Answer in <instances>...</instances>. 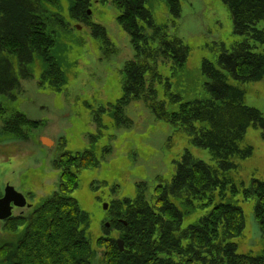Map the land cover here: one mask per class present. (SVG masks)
<instances>
[{
  "label": "rangeland",
  "instance_id": "1",
  "mask_svg": "<svg viewBox=\"0 0 264 264\" xmlns=\"http://www.w3.org/2000/svg\"><path fill=\"white\" fill-rule=\"evenodd\" d=\"M36 1L40 6L38 14L48 25L44 31L54 38L53 47L46 54L34 52L33 61L28 64L8 55L15 86L7 79V72L0 71V84L5 88L0 92V190L6 185L13 187L24 195L28 205L20 209L19 218L10 219L9 227L19 224L21 217L57 193L63 169L56 160L63 151L76 154L89 150L96 164L78 168L76 187L68 193L86 218L79 230L91 245L97 237L107 235L116 239L118 248L120 240L119 250H123L120 232L111 225L114 201L133 197L134 184L152 186L155 175L169 178L184 151L213 170L218 161L208 150L194 146L190 135L181 128L153 116L142 100L124 97L123 65L137 52L130 34L118 23L117 8L109 1L91 0L79 20L72 16L74 0ZM178 1L176 14L170 10L168 0H144L152 22L165 26L170 36L179 38L187 47L183 67H178L168 55L157 56L156 62H161L157 67L168 81L167 92L164 83L157 85V99L167 101L169 93L180 100L174 105L166 104L170 111L179 103L206 97L202 62H215L218 54L228 52L244 37L235 33L222 0ZM92 24L100 26L95 31L99 35L104 32L106 38L94 36ZM253 27L264 30V20L255 22ZM145 32L150 34L146 27ZM260 48L257 45V51ZM25 66L26 74L21 76ZM236 85L242 92V102L264 117V76ZM43 137L53 144H42ZM238 146L249 152L246 156L231 155L227 161L233 167L219 173L221 178L229 179L227 184L232 183L235 191L230 194L227 188L225 195L215 194L210 199L241 207L244 225L233 238L238 252L264 256V238L254 218L255 198L242 196L253 180L264 183L261 129L247 127ZM213 203L203 206L201 214ZM21 230L0 234V243L9 245L10 254ZM93 260L100 257L94 255Z\"/></svg>",
  "mask_w": 264,
  "mask_h": 264
},
{
  "label": "trees",
  "instance_id": "2",
  "mask_svg": "<svg viewBox=\"0 0 264 264\" xmlns=\"http://www.w3.org/2000/svg\"><path fill=\"white\" fill-rule=\"evenodd\" d=\"M93 1H109L117 8L118 23L130 34L137 52L123 65L126 100H142L158 120L181 128L190 135L194 146L208 150L218 167L213 170L184 151L169 178L155 175L152 186L134 184V196L114 201L111 208V225L118 228L124 244L119 250L115 238L102 235L91 245L79 230L86 218L68 193L76 187L78 168L87 169L96 163L89 150L76 154L63 151L56 160L63 169L57 193L11 228H22L21 236L4 264H264L263 255L239 253L233 241L244 225L241 207L210 199L215 194L225 195L227 188L230 194L235 191L232 183L227 184L229 179L221 178L219 173L233 167L227 161L231 155L246 156L249 152L238 146L246 128L259 127L264 140V117L242 102V92L236 85L264 76V30L253 27L264 20V0H222L235 33L244 37L228 52L218 54L215 62H202L207 96L179 103L171 111L166 104L174 105L180 100L169 93L167 101L157 99V85L164 83L167 92L168 81L161 76L157 67L161 62L156 60L158 55H168L183 67L187 47L179 38L170 36L165 26L152 22L144 0ZM168 1L170 10L177 14L179 1ZM90 3L91 0H74L72 16L82 20ZM39 9L36 0H0V71L7 72L14 86L8 55L28 64L34 52L46 54L54 45V38L44 31L48 25L38 14ZM92 27L94 36L106 38L103 31L102 35L95 31L100 26ZM257 45L261 47L259 51ZM27 68L20 69L23 72L19 74L25 76ZM2 88L5 89L0 84V92ZM242 196L255 198L254 218L264 238V183L253 180ZM210 202L213 205L201 214L200 209ZM103 230L107 231L105 227ZM94 255L100 260H93Z\"/></svg>",
  "mask_w": 264,
  "mask_h": 264
},
{
  "label": "water",
  "instance_id": "3",
  "mask_svg": "<svg viewBox=\"0 0 264 264\" xmlns=\"http://www.w3.org/2000/svg\"><path fill=\"white\" fill-rule=\"evenodd\" d=\"M42 143L48 146L52 141L47 138H42ZM12 205L17 207L28 206L22 193L17 192L13 187L6 185L4 188V194L0 197V219H5L11 215ZM103 207L106 208V206ZM118 244L119 248H121L120 240H118Z\"/></svg>",
  "mask_w": 264,
  "mask_h": 264
},
{
  "label": "flooded vegetation",
  "instance_id": "4",
  "mask_svg": "<svg viewBox=\"0 0 264 264\" xmlns=\"http://www.w3.org/2000/svg\"><path fill=\"white\" fill-rule=\"evenodd\" d=\"M5 188V187H4ZM4 194V189H1L0 190V197H2ZM20 209H23L22 207H17V206H14L12 205L11 206V215L5 219H0V234H9L10 232H12L9 228V224L8 223H11V220L13 218H19L22 210ZM11 219V220H10ZM10 255V248H9V245L5 244L3 241H1L0 243V264H4V260L8 259Z\"/></svg>",
  "mask_w": 264,
  "mask_h": 264
},
{
  "label": "bare ground",
  "instance_id": "5",
  "mask_svg": "<svg viewBox=\"0 0 264 264\" xmlns=\"http://www.w3.org/2000/svg\"><path fill=\"white\" fill-rule=\"evenodd\" d=\"M89 14V13H88ZM43 138H46V137H43ZM40 141H41V143H42V139H40ZM43 144V143H42ZM52 144H53V141H52ZM45 145V144H44ZM45 146H47V145H45ZM104 206H106V208H107V204H104ZM109 223H107V225H108Z\"/></svg>",
  "mask_w": 264,
  "mask_h": 264
}]
</instances>
